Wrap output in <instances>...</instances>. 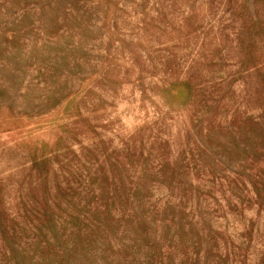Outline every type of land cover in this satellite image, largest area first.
<instances>
[{
  "label": "rangeland",
  "instance_id": "rangeland-1",
  "mask_svg": "<svg viewBox=\"0 0 264 264\" xmlns=\"http://www.w3.org/2000/svg\"><path fill=\"white\" fill-rule=\"evenodd\" d=\"M0 264H264V0H0Z\"/></svg>",
  "mask_w": 264,
  "mask_h": 264
}]
</instances>
